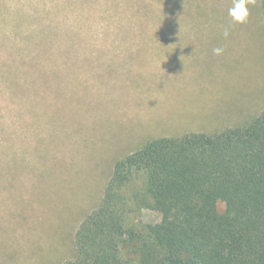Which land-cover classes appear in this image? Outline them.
I'll use <instances>...</instances> for the list:
<instances>
[{"label":"rangeland","instance_id":"obj_1","mask_svg":"<svg viewBox=\"0 0 264 264\" xmlns=\"http://www.w3.org/2000/svg\"><path fill=\"white\" fill-rule=\"evenodd\" d=\"M232 2L0 0V264L73 258L114 162L144 142L264 110L260 0L243 24Z\"/></svg>","mask_w":264,"mask_h":264},{"label":"trees","instance_id":"obj_2","mask_svg":"<svg viewBox=\"0 0 264 264\" xmlns=\"http://www.w3.org/2000/svg\"><path fill=\"white\" fill-rule=\"evenodd\" d=\"M260 10L264 25V0ZM141 208L160 220L127 224ZM73 243L62 264H264V110L213 133L153 138L117 159Z\"/></svg>","mask_w":264,"mask_h":264},{"label":"clouds","instance_id":"obj_3","mask_svg":"<svg viewBox=\"0 0 264 264\" xmlns=\"http://www.w3.org/2000/svg\"><path fill=\"white\" fill-rule=\"evenodd\" d=\"M255 0H233L232 7L229 8V16L235 21L236 23H246L249 16L250 10L248 5L254 3ZM224 36L227 37L229 35L228 30L224 31ZM223 52L222 48H214L213 53L215 55H220Z\"/></svg>","mask_w":264,"mask_h":264}]
</instances>
